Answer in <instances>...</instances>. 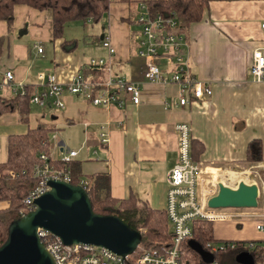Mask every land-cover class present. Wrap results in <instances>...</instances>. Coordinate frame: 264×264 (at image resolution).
I'll use <instances>...</instances> for the list:
<instances>
[{
	"label": "crops",
	"instance_id": "crops-1",
	"mask_svg": "<svg viewBox=\"0 0 264 264\" xmlns=\"http://www.w3.org/2000/svg\"><path fill=\"white\" fill-rule=\"evenodd\" d=\"M134 1L137 4L110 1L103 21H99L102 32L96 37V46L91 47H95L97 57L108 60L102 39L110 38L115 50L110 74L140 85L139 104L127 102L124 109H104L92 105L83 95L65 91L62 109L30 103L26 122L17 112L0 115V138L25 133L39 124L50 126L57 135L54 144L77 147L75 160L80 162L83 177L107 173L113 197L126 199L134 194L159 210L166 206L167 173L178 159L176 123L187 122L192 140L202 144L196 161L201 175L213 185L221 181L226 184L223 179L213 181V175L237 169L252 140L260 141L261 161L257 164L264 174V78L255 81L248 70L252 52L258 48L264 52V0L212 1L202 20L189 25L185 32L187 64L196 78L208 82L212 94L204 101L170 108L164 104L178 99V86L146 81L142 74L146 60L138 57L132 46L135 25L128 19L136 20L142 3ZM13 12L10 27L0 21V69L11 71L17 81L32 88V93L41 89L39 73H52L62 83L79 71L89 79H106L104 72L93 75L92 70L82 68L93 58L88 56L90 43L86 39L83 45L76 34L54 39L49 16L27 5H16ZM72 39L75 43L69 49L61 46L64 40ZM36 46L42 48L41 53ZM0 94L12 96L8 87ZM101 132L106 133L107 144L100 142ZM55 149L52 157L59 159L62 148ZM6 205L0 202V208ZM236 212L238 217L233 221L213 222V237L264 242V232L256 229L264 216V197L258 199L256 208H239Z\"/></svg>",
	"mask_w": 264,
	"mask_h": 264
},
{
	"label": "built area",
	"instance_id": "built-area-1",
	"mask_svg": "<svg viewBox=\"0 0 264 264\" xmlns=\"http://www.w3.org/2000/svg\"><path fill=\"white\" fill-rule=\"evenodd\" d=\"M140 13L136 16L138 30L134 31L132 38L139 43L137 55L146 60L142 74L148 82L162 84H176L179 88L177 100L166 101L165 108L184 106L190 101H204L211 94L208 82L196 78L188 67V42L183 34L176 31V18L162 15L150 16L143 3L139 5ZM264 37V22L261 23ZM104 46L108 49V60L100 57H93L82 66L83 69L92 70L98 75L101 72L107 74L106 79L101 81L97 76L87 78L82 71L74 74L67 83L60 82L52 73H39L37 75L41 89L36 90L30 103L39 107H50L62 109L64 103L63 93L83 95L92 105L109 108L114 106L124 109L127 102L138 105L140 102V85L129 82L124 77L110 74L111 57L115 50L109 37L102 39ZM39 53L40 46H36ZM156 57H172L175 61V68L170 74L165 75L158 64L153 60ZM252 79L261 81L264 78V52L261 48L252 52L251 62L248 67ZM8 87L12 95L24 94L25 86L21 81L15 79L14 74L8 70L0 69V92ZM178 142V159L166 176L167 192L165 212L167 214L170 231L172 233V246L166 250L144 249L140 244L132 254L121 256L109 249L93 244L75 243L63 244L59 239L53 237L45 230L38 229L41 241L45 239L44 247L50 253L55 264H179L180 244L191 239L192 224L194 221L227 222L237 219L238 214L234 208H211L207 200L217 192V185L210 183L201 175L199 163L191 155V133L187 122H179L174 126ZM57 139L55 131L49 135L52 149L51 160L70 162L75 159L77 151L71 148H64L63 145L54 144ZM100 142L108 143L105 132L100 134ZM53 146L62 148L61 157H52ZM96 151L94 150L93 153ZM46 160V157L40 156ZM3 174L0 171V175ZM14 173L10 172V176ZM29 177L35 179V185L31 188L22 202L24 208L21 214L32 210L34 200L49 190V180H62L71 183L70 171L60 168L52 163L34 166ZM253 183L257 184L259 197H264V178L259 172L254 171ZM256 229L264 232V216L256 224ZM225 245V246H224ZM219 246L220 250L225 248L234 249V241H227ZM248 248L254 247V242L247 244ZM213 247V250H216ZM216 264V263H213Z\"/></svg>",
	"mask_w": 264,
	"mask_h": 264
},
{
	"label": "trees",
	"instance_id": "trees-1",
	"mask_svg": "<svg viewBox=\"0 0 264 264\" xmlns=\"http://www.w3.org/2000/svg\"><path fill=\"white\" fill-rule=\"evenodd\" d=\"M111 0H0V21H5L10 27L14 18L16 5H27L35 10L45 12L51 21L52 36L54 39L63 37L64 30L71 22L89 21L97 23L108 11ZM129 4L138 1L123 0ZM220 0H141L146 11L152 17L162 15L175 17L176 31L183 34L187 40L186 30L190 24L202 20L204 11L208 10L209 3ZM230 1V0H226ZM140 11L138 12V14ZM137 14V15H138ZM130 25H135L131 31H137V24L132 18L128 19ZM75 40H64L61 46L69 49ZM3 52L2 38L0 39V57ZM32 88L26 86L24 94L4 97L0 94V115L17 112L20 120L26 122L29 113ZM54 129L45 124L28 129L25 133L10 134L7 137L6 159L0 162V202L7 203L0 208V245L7 237V228L11 221L20 217L24 208L23 198L35 185V179L29 177L30 170L39 164L52 163L60 168H66L71 174V184L84 186L89 196L94 213L101 215H116L128 223L134 230L141 232L140 247L144 249L166 250L172 246V233L169 230L167 214L164 210L153 209L147 206L134 194L126 199H118L111 195L110 176L107 173H97L87 177L81 175L80 162L75 159L70 162L51 160L50 133ZM202 151V144L191 140V155L196 161L197 155ZM261 146L259 140H252L246 148L244 163H257L261 161ZM46 157V160L40 159ZM10 172L14 175L10 176ZM142 204L141 206H139ZM26 213V212H25ZM213 222L194 221L192 224L191 239L199 243L206 251L213 254L212 263H205L200 256L188 245V240L180 244L179 264H239L236 255L249 252L253 264H264L263 241H237L217 240L213 237ZM227 241H234V249H219ZM46 240L42 243L46 245ZM254 242L252 249L246 247ZM225 246V245H224ZM216 247V250H213Z\"/></svg>",
	"mask_w": 264,
	"mask_h": 264
},
{
	"label": "water",
	"instance_id": "water-1",
	"mask_svg": "<svg viewBox=\"0 0 264 264\" xmlns=\"http://www.w3.org/2000/svg\"><path fill=\"white\" fill-rule=\"evenodd\" d=\"M49 190L34 200L35 207L7 228V237L0 245V264H55L44 247L38 229L45 230L63 244L86 243L109 249L121 256L132 254L142 239L116 215L93 212L84 186L62 180H49ZM258 186L240 180L235 187L217 183V192L207 200L211 208H256ZM188 245L203 262L212 263L213 254L189 239ZM239 264H253L249 252L236 255Z\"/></svg>",
	"mask_w": 264,
	"mask_h": 264
},
{
	"label": "rangeland",
	"instance_id": "rangeland-1",
	"mask_svg": "<svg viewBox=\"0 0 264 264\" xmlns=\"http://www.w3.org/2000/svg\"><path fill=\"white\" fill-rule=\"evenodd\" d=\"M100 21H103V19L101 18ZM83 22L84 21H76V22L69 23L65 29L64 35H65V37L70 38L72 36H75V34H76V36L80 39L82 45L84 44V39H86V41H88L90 43V44H87L88 56L93 55L91 57H97L95 55L96 49H95V47H91V44H93V46H96V41H97L96 37H97V35L100 34V32H102L101 23H99V22H97V23L86 22V24L84 25ZM91 24H93V25H91ZM132 42H133L132 46L134 47V50L137 54V46L139 47L140 45L134 39H132ZM100 48H101V46H100ZM153 61L156 64H158L161 71H163L164 73H167V74H170V71H173V69L175 68V61H174V58H172V57H156V58H154ZM118 65H120V64H118ZM111 68H113V64H111ZM69 147H71V146L69 145ZM76 148L77 147L74 146L73 149L76 150ZM6 150H7V138L2 136L0 138V162H3L6 159V155H7ZM56 151L57 150L53 146L52 152L55 153ZM230 171L238 172L239 173L238 177L236 179L235 178L234 179H228V177L226 176L227 172L220 173V174L215 173L213 175L214 176L213 181H217V180L220 181V179H223V180H225V183L230 185V186L237 185V183L240 180H243L246 183H253L254 178L252 177V175H254V171L259 172L261 177L264 178V174H261V171H263V169L261 167H259L257 163H244V164H241L239 167H237V169H233V170L231 169ZM215 179H217V180H215ZM260 198H263L262 193L258 199L260 200Z\"/></svg>",
	"mask_w": 264,
	"mask_h": 264
},
{
	"label": "bare ground",
	"instance_id": "bare-ground-1",
	"mask_svg": "<svg viewBox=\"0 0 264 264\" xmlns=\"http://www.w3.org/2000/svg\"><path fill=\"white\" fill-rule=\"evenodd\" d=\"M238 175H239V173L238 172H235V171H229V172H227V177H228V179H236L237 177H238ZM224 178V177H223ZM239 180V179H238ZM221 182H223V181H221Z\"/></svg>",
	"mask_w": 264,
	"mask_h": 264
}]
</instances>
